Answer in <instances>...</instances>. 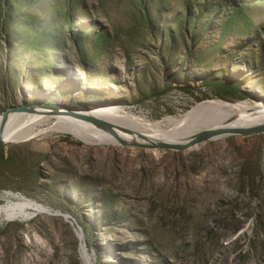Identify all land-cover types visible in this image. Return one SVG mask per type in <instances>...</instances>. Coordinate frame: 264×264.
Segmentation results:
<instances>
[{
  "label": "rangeland",
  "instance_id": "rangeland-1",
  "mask_svg": "<svg viewBox=\"0 0 264 264\" xmlns=\"http://www.w3.org/2000/svg\"><path fill=\"white\" fill-rule=\"evenodd\" d=\"M214 99L264 108V0H0V114L160 123ZM22 201L38 210L0 216V264H85L83 247L91 264H264V133L185 151L5 143L0 205Z\"/></svg>",
  "mask_w": 264,
  "mask_h": 264
},
{
  "label": "bare ground",
  "instance_id": "bare-ground-1",
  "mask_svg": "<svg viewBox=\"0 0 264 264\" xmlns=\"http://www.w3.org/2000/svg\"><path fill=\"white\" fill-rule=\"evenodd\" d=\"M34 110L32 113L9 114L3 133L4 143L26 142L52 132L62 131L72 133L82 141L92 144H102L103 142L112 145H119L120 142L182 144L200 131L248 128L264 124V108L261 105H252L249 102L232 103L220 99L201 103L181 119L168 117L160 123L150 122L125 113L120 107L90 112L78 111L79 114L108 122L111 127L108 130L69 114V110L66 108H59L56 113L40 107H36ZM1 120L0 114V124ZM8 196L15 197L10 194ZM14 204L0 205V216L20 217L27 215L30 210H38V206L27 201ZM82 256L85 264H91L84 247Z\"/></svg>",
  "mask_w": 264,
  "mask_h": 264
},
{
  "label": "water",
  "instance_id": "water-1",
  "mask_svg": "<svg viewBox=\"0 0 264 264\" xmlns=\"http://www.w3.org/2000/svg\"><path fill=\"white\" fill-rule=\"evenodd\" d=\"M36 107H40L43 109H50L53 111V113H56V111L60 108V106L54 105V104L21 105V106H16V107L3 111L1 113L2 120L0 124V150L3 148V145L5 144L3 142V133H4L5 126L7 124L9 114L11 113H32L33 111H35L34 109ZM69 114L78 116L84 120H87L96 125L102 126L106 130L111 128L108 122L95 118V117L79 114L78 111L69 109ZM261 133H264V124L257 125L254 127H248V128H221L217 130L200 131L194 134L193 136H191L190 139L186 143H182V144H173V143H168V142L151 143V144H142L139 142L130 144L126 142H120V144L135 145V146L151 148V149L185 151L205 141L217 140V139L235 137V136L248 137V136H253V135L261 134Z\"/></svg>",
  "mask_w": 264,
  "mask_h": 264
},
{
  "label": "trees",
  "instance_id": "trees-1",
  "mask_svg": "<svg viewBox=\"0 0 264 264\" xmlns=\"http://www.w3.org/2000/svg\"><path fill=\"white\" fill-rule=\"evenodd\" d=\"M231 91L234 92V95H235L237 98H244V97H245L244 93H243L242 91H240V90L232 89Z\"/></svg>",
  "mask_w": 264,
  "mask_h": 264
}]
</instances>
